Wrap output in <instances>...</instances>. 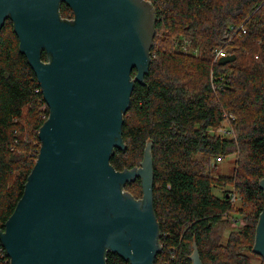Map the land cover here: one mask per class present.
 <instances>
[{
  "label": "trees",
  "instance_id": "obj_1",
  "mask_svg": "<svg viewBox=\"0 0 264 264\" xmlns=\"http://www.w3.org/2000/svg\"><path fill=\"white\" fill-rule=\"evenodd\" d=\"M150 1L156 14L152 63L124 114L126 150L116 149L110 163L116 171L139 167L153 141L154 211L163 247L155 264H192L194 245L203 264H250L243 250L253 252L264 209V0ZM60 15L74 19L65 3ZM243 24L247 33L232 38V29ZM167 31L176 38L161 50L156 41ZM183 38L189 54L179 45ZM226 44L236 60L213 64L215 50ZM42 59L48 60L45 52ZM48 117L37 77L7 20L0 31V230L24 194ZM221 128L227 134H218ZM236 151L248 154L236 159L233 174L215 175L210 160ZM131 187H138L139 194H131L140 199V179L124 190ZM233 195L253 209L237 237L223 244L215 229L229 220ZM0 264H10L1 243ZM106 264L130 263L108 252Z\"/></svg>",
  "mask_w": 264,
  "mask_h": 264
},
{
  "label": "water",
  "instance_id": "obj_2",
  "mask_svg": "<svg viewBox=\"0 0 264 264\" xmlns=\"http://www.w3.org/2000/svg\"><path fill=\"white\" fill-rule=\"evenodd\" d=\"M61 3L73 20L61 18ZM7 20L49 109L24 194L0 230L10 264H106L108 252L130 264H155L163 247L153 141L139 167L116 171L110 163L116 149L126 150L124 114L152 63V2L0 0V31ZM235 60L229 55L218 64ZM137 179L141 199L124 190ZM260 187L264 191V179ZM253 253L264 259V209ZM190 260L203 264L196 245Z\"/></svg>",
  "mask_w": 264,
  "mask_h": 264
},
{
  "label": "rangeland",
  "instance_id": "obj_3",
  "mask_svg": "<svg viewBox=\"0 0 264 264\" xmlns=\"http://www.w3.org/2000/svg\"><path fill=\"white\" fill-rule=\"evenodd\" d=\"M163 35L165 36L164 37H161V35L158 36V39L156 41V47L159 49L162 48L161 50H164V49L168 50L169 48H171V44L167 41H171V39L176 38V36L172 35V33H170L169 31H167V33H164ZM181 35H184V34H181ZM182 40L183 41L179 45L181 46V49L184 50L185 48L183 46L186 44L187 38H183ZM167 44H170L169 48L167 47ZM227 48L231 49L230 47H227ZM215 56H216V53L214 52L213 58H215ZM35 145H38V143H36ZM247 154H248L247 151H245V153L244 152L239 153L236 151L235 154L232 153L226 156L225 158H223L222 161L218 160L221 156L214 158V159L212 158L210 160L209 167L211 170L214 171L215 175H232L234 170L239 167V162L236 159H239V157L244 159V157H246ZM135 188L131 187L127 189V192L130 194L131 193L139 194L138 187H135ZM227 189L232 190V186L229 185ZM214 193L220 197L222 196V190L220 189H215ZM141 198L142 197H140V199ZM239 198L240 197L238 196V198H236L237 201L235 200V205H234L233 211L231 212L229 220L225 223H220L215 229L216 231L215 236L220 238L223 244H226L231 236L237 237L238 235L237 233L245 225V217L252 212L253 208L246 206V204L243 202L241 204ZM243 253H245V255L249 257L250 264H264V259L261 256L256 255L253 252H251L248 249V247L244 248Z\"/></svg>",
  "mask_w": 264,
  "mask_h": 264
},
{
  "label": "built area",
  "instance_id": "obj_4",
  "mask_svg": "<svg viewBox=\"0 0 264 264\" xmlns=\"http://www.w3.org/2000/svg\"><path fill=\"white\" fill-rule=\"evenodd\" d=\"M148 1H150V0H148ZM232 30L234 31V34H233L232 38H234L236 36H241L242 34H246L247 33V28H246V25L245 24L241 25L237 29L233 28ZM226 46H227V44L224 47H222V48L219 47V48H217L215 50L216 56H215V58L213 60V64H217L220 58H223V57H226V56H229V55H233L231 49L230 50H226ZM183 47L185 48L183 50L185 53H188L189 54V53L192 52L188 41L186 42V44ZM217 133L220 134V135L227 134L226 130L223 129V128L219 129ZM218 160L219 161H222L223 160V157H220ZM232 200L235 202V200H236L235 195H233Z\"/></svg>",
  "mask_w": 264,
  "mask_h": 264
}]
</instances>
